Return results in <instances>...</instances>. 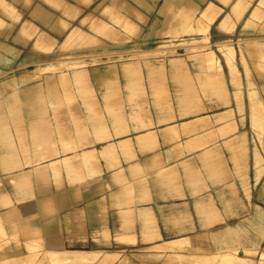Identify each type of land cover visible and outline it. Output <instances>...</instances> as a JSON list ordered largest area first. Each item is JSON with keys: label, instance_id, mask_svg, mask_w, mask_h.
I'll return each mask as SVG.
<instances>
[{"label": "rangeland", "instance_id": "obj_1", "mask_svg": "<svg viewBox=\"0 0 264 264\" xmlns=\"http://www.w3.org/2000/svg\"><path fill=\"white\" fill-rule=\"evenodd\" d=\"M234 1L223 6L217 0H0V125L5 124L7 137V163L0 169L6 175L0 178V264H264V249L232 248L200 258L182 242L169 249L137 246L128 255L111 248L109 240L106 249L53 255L65 250L48 236L56 235L54 216L102 193L101 159L111 162L105 167L114 171L112 184L127 188V166L121 168L119 144L109 145L108 134L111 122L120 127L125 118L96 115L102 107L107 113L119 107L110 106L109 99L124 91L122 79L198 78L213 109L222 108L204 116L206 130L178 139V146L161 153L179 158L203 149L192 156L202 163L192 169L193 178L205 175L207 162L224 154L226 164H236L246 135L237 132L240 126L250 127L264 142V127L251 125L248 90L250 83L264 115V6L252 0L237 20ZM210 4L207 17L220 15L209 25L202 13ZM252 8L259 14L249 21ZM225 17L230 20L220 27ZM38 44L45 48L37 50ZM229 119L233 127L226 126ZM81 134L86 141L80 144ZM95 149L98 160L55 175L45 157L56 152L55 158L63 159ZM149 151L140 148V155ZM187 168L186 177L192 171Z\"/></svg>", "mask_w": 264, "mask_h": 264}, {"label": "crops", "instance_id": "obj_2", "mask_svg": "<svg viewBox=\"0 0 264 264\" xmlns=\"http://www.w3.org/2000/svg\"><path fill=\"white\" fill-rule=\"evenodd\" d=\"M219 8L223 11V7ZM197 80L122 79L120 84L124 91L117 96L112 94L109 99L110 106L118 104L119 107H112L110 113L102 107L99 110L101 113L96 115L125 118L120 127L111 122L108 128L111 135L109 145L119 144L116 148L118 153L115 150L103 155V158L118 154L121 168L127 166V188H124L125 184H112L110 179L114 171H107L105 167L111 162L101 159L102 193L54 216L56 235L49 232L48 236L50 240L58 241V245L67 252L56 251L53 255L106 249L109 240L111 248L124 254L129 252L128 255H134L137 246L169 249L181 242L200 258L232 248L241 252L264 249V142L257 140L254 130L247 126L239 127L237 132L246 135L245 141L239 145L236 164H226L227 155L224 154L220 161L209 160L205 175L197 178L191 177L195 170L192 169L194 166L202 167V163L192 156L203 149L179 158L175 157L176 154L161 155L164 150L178 146L181 142L178 139L206 130L208 123L202 120L206 118L204 116L222 109H213L204 96L208 90L202 89ZM219 86L226 94L224 85ZM100 101L101 106L104 105L102 98ZM192 120L199 122L194 126L191 125ZM226 126L233 127V119L226 120ZM119 132L121 134L118 135ZM84 141L81 134L79 143ZM164 142L169 145L164 146ZM140 148L150 151L141 156ZM96 153L97 149L82 150L58 159L55 158L58 153L52 152L45 157L51 160L55 175L61 169L70 170L73 166L93 162ZM124 154L127 155V163ZM6 157L4 124L0 125V169L6 165ZM168 158L172 160L168 161ZM193 159L195 163L191 164ZM183 164L190 165L186 170H192L187 177ZM131 167L140 174L135 176L133 171L128 170ZM5 176L0 175V178ZM192 180L200 182L191 184ZM133 181L138 182L135 184ZM200 189L202 191L199 192ZM200 250L207 253L200 254Z\"/></svg>", "mask_w": 264, "mask_h": 264}, {"label": "bare ground", "instance_id": "obj_3", "mask_svg": "<svg viewBox=\"0 0 264 264\" xmlns=\"http://www.w3.org/2000/svg\"><path fill=\"white\" fill-rule=\"evenodd\" d=\"M218 2H220V3H222V4H224V5H227L231 0H217ZM251 2H252V0H235L234 1V3L232 4V6H231V12L233 13V15H235V17H236V19L237 20H240L245 14H246V12L249 10V8H250V6H251ZM182 3V1H179L178 2V4L180 5ZM257 3L259 4V5H263L264 6V0H258L257 1ZM212 5L210 4V5H208L207 6V8L205 9V11H203V13H202V15L204 16V17H207V15H208V10H213L212 9V7H211ZM34 13L36 12V11H33ZM37 13H39V11L37 12ZM36 13V14H37ZM217 14L218 13H216V12H213V15H211V17H207V18H209L208 20H209V25L215 20V18L217 17ZM258 14H259V12H258V10L255 8H252L251 10H250V13H249V21H251V20H253L254 18H256V17H258ZM35 16V15H34ZM209 16V15H208ZM2 20V19H1ZM229 17H225L222 21H221V23H220V27H225L227 24H228V22H229ZM222 29V28H221ZM220 29V30H221ZM25 30L26 29H24V28H22L21 29V36L20 37H22V35H23V37H24V32H25ZM231 31V30H230ZM223 32V31H222ZM19 33H20V31H19ZM17 35V37L19 38V36ZM23 37H22V39H23ZM21 39V38H20ZM40 47H39V49L37 48V46H36V49L37 50H41L42 48H41V45L40 44H38ZM121 47V46H120ZM35 48V47H34ZM45 48V47H44ZM43 48V49H44ZM42 49V50H43ZM36 50V51H37ZM46 50H47V48H46ZM42 52V51H41ZM48 52V51H47ZM44 53H46V52H44ZM41 55V54H40ZM43 55V54H42ZM229 63V68H230V71L232 72V74L234 75V73H235V70H234V68L232 67V64L230 63V61L228 62ZM124 70V69H123ZM125 71V70H124ZM231 74V73H230ZM251 84L249 83L248 84V86H249V93H250V95H249V98H250V115H251V125H252V128L253 129H257V128H262L263 129V127H264V115L263 114H261L260 113V111L257 109V106H256V104H255V100H256V93H255V90L254 89H252V85L250 86ZM251 87V88H250ZM238 100H240V97L238 98ZM241 101V100H240ZM264 131V130H263ZM256 133H257V131H256ZM261 135V134H260ZM125 264H127V262L125 263Z\"/></svg>", "mask_w": 264, "mask_h": 264}]
</instances>
